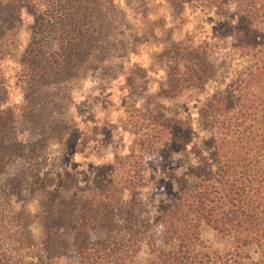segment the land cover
I'll return each instance as SVG.
<instances>
[{
	"label": "trees",
	"instance_id": "trees-1",
	"mask_svg": "<svg viewBox=\"0 0 264 264\" xmlns=\"http://www.w3.org/2000/svg\"><path fill=\"white\" fill-rule=\"evenodd\" d=\"M75 1L59 0L54 4L48 0H0L2 54L14 42L23 9L41 20L33 26L35 37L19 59L17 79L23 90L20 109L25 119L40 127H37L40 137L25 148L14 135L11 109L3 105L7 83L0 65V175L22 154L21 150H27L26 170L22 171L21 179L30 195L34 193L31 184L35 179L45 181L46 177L45 172L40 174L37 161L43 148L40 141L46 133L39 112L52 108L55 101L46 92L59 89L60 84L79 75L87 62L77 55L82 42L76 41L75 36L90 30L82 27L88 19L84 13L88 11L78 0V23H74L77 13L72 11L71 3ZM214 2L211 0L209 6L222 9L226 0ZM234 2V11L225 13L228 20L225 33L230 42L224 38V32L220 36L214 33L209 40L188 34L164 52L171 65L166 85L157 96L168 98L180 97L184 91L215 76L212 56L220 43L230 44L236 55L246 60L230 86L214 91L198 110L197 124L208 135L201 145L193 143L190 147L197 161L182 177L190 176L191 186L180 183L173 199L159 206L151 223L142 222L131 211L124 210L119 194L124 191L135 194L141 184L140 165L135 157L140 159L144 148L170 158L175 150L187 147L190 140L187 132L194 128L188 116L169 115L157 102L154 107L144 109L130 105L126 118L137 137L126 154H116L112 162L96 173L93 193L81 202V215L66 220L62 212L53 213V203L49 204L48 215L44 211L33 215L32 221L46 231L48 239L53 233L71 238L75 255L68 264H126L141 245H146L151 254L144 264H264V0ZM46 15L52 22L47 21ZM43 96L45 100L39 103ZM127 164L123 176L119 171ZM3 193L0 186V201H6ZM2 204L1 201L0 264H50L39 253H33L31 260L25 259L24 251L36 245L31 233L23 229L28 221L21 217L22 211L16 214L19 219H6ZM152 224L162 227L160 244H155L153 236L148 235ZM205 228L229 244L226 251L208 249L201 238ZM249 251L257 255L256 259Z\"/></svg>",
	"mask_w": 264,
	"mask_h": 264
},
{
	"label": "rangeland",
	"instance_id": "rangeland-1",
	"mask_svg": "<svg viewBox=\"0 0 264 264\" xmlns=\"http://www.w3.org/2000/svg\"><path fill=\"white\" fill-rule=\"evenodd\" d=\"M48 1L56 4L59 0ZM215 1L219 4L222 0ZM210 2L80 0L88 11L84 13L88 19L82 27L90 30L85 35L84 32L79 36L76 34L75 40L82 42V50L77 51V55L80 54L87 62L79 70V75L60 84L59 89L55 87L46 92L55 100L53 107L39 112L46 133L40 141L43 148L37 161L40 174L46 173L45 181L35 179L31 184L34 193L29 194L25 181L21 179L22 171L26 170L24 155L27 150H21L22 154L16 156L0 175L2 192L8 198L1 200L4 217L15 221L19 219L17 212L22 211L21 217L28 221L23 229L31 233L36 243L35 248L24 251L26 260H31L33 253H39L50 264H68L74 259L71 238L64 233H60V237L53 233L48 239L46 231L32 221L33 215L42 211L48 215L50 203H53V213L62 212L67 216L66 220L81 215V202L93 193L96 173L103 165L112 162L116 154H126L137 137L126 118V109L130 105L144 109L154 107L157 102L158 107L169 115L188 116L194 128L187 132L190 138L187 147L175 150L170 158L144 148L141 158L135 157L140 165L141 184L135 194L126 191L119 194L124 210L131 211L142 222L151 223L159 212V206L173 199L180 183L191 186V177H182L197 161L190 147L193 143L201 145V140L208 135L202 125L197 124L200 120L198 110L214 91H223L230 86L246 60L239 58L230 44L220 43L212 56L214 77L207 78L197 88L184 91L180 97L168 98L157 94L166 85L171 62L166 60L164 52L170 51L172 44L188 34L195 39L209 40L214 33L220 36L223 32L226 41L230 42L229 35L225 33L228 23L225 13L234 11L235 2L226 0L222 9L209 6ZM71 6L77 13L74 23H78V0ZM67 7L70 8V4ZM79 12L83 13L82 8ZM46 19L52 22L48 15ZM35 23H41V20L23 9L14 31L13 44L8 51L0 52V65L7 83L3 105L13 113L14 135L23 148L40 137L39 126L33 125L36 122L23 117L20 109L23 90L17 79L19 59L35 37ZM44 100L43 96L38 102ZM128 167L127 164L119 171L120 174L124 176L123 170ZM11 174L14 179L10 178ZM13 210L15 213L12 214ZM65 227L67 229L68 224ZM148 235L153 236L155 244H160L162 227L152 224ZM201 238L209 250L224 252L229 247L209 228L201 231ZM249 253L256 259V254ZM150 257L146 245H141L126 264H144ZM248 261L246 258L245 262Z\"/></svg>",
	"mask_w": 264,
	"mask_h": 264
}]
</instances>
